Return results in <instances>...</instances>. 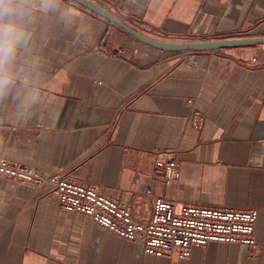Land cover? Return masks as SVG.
<instances>
[{"label": "crops", "instance_id": "obj_1", "mask_svg": "<svg viewBox=\"0 0 264 264\" xmlns=\"http://www.w3.org/2000/svg\"><path fill=\"white\" fill-rule=\"evenodd\" d=\"M97 2L148 37H264V0ZM31 57L53 103L26 122L15 118L11 97L0 104V158L69 174L129 206L161 197L258 209L255 236L264 238V43L163 52L58 0L38 17ZM196 113L205 117L200 129ZM172 159L181 174L166 183L155 161ZM47 191L0 176V264H264V249L220 243L194 247L182 261L146 255L139 242L61 210Z\"/></svg>", "mask_w": 264, "mask_h": 264}, {"label": "built area", "instance_id": "obj_2", "mask_svg": "<svg viewBox=\"0 0 264 264\" xmlns=\"http://www.w3.org/2000/svg\"><path fill=\"white\" fill-rule=\"evenodd\" d=\"M149 35L160 41L203 42L160 31H150ZM204 121L205 117L200 113L192 119L195 128L199 129ZM181 166V161L176 159L156 160L154 174L166 183L177 182ZM0 176L34 189L48 187V193L56 194L61 210L89 218L121 240L139 242L149 256L182 261L191 256L192 248L211 243L247 246L253 252L264 249V238L255 236L258 209L179 205L175 200L161 197L129 206L103 193L97 186L74 180L69 174L48 175L4 158H0ZM146 193L151 195V190Z\"/></svg>", "mask_w": 264, "mask_h": 264}, {"label": "clouds", "instance_id": "obj_3", "mask_svg": "<svg viewBox=\"0 0 264 264\" xmlns=\"http://www.w3.org/2000/svg\"><path fill=\"white\" fill-rule=\"evenodd\" d=\"M58 0H0V104L9 97L17 120L38 118L53 103L38 61L31 57L41 13L55 10Z\"/></svg>", "mask_w": 264, "mask_h": 264}, {"label": "water", "instance_id": "obj_4", "mask_svg": "<svg viewBox=\"0 0 264 264\" xmlns=\"http://www.w3.org/2000/svg\"><path fill=\"white\" fill-rule=\"evenodd\" d=\"M74 1L89 8L90 10L96 12L97 14L107 18L109 21L118 25L120 28L128 32L131 36H133L140 42L163 52H177V53L178 52L179 53L208 52V51H217V50L249 46L258 43H264V37L238 38V39H228V40H219V41H203V42H188V43L165 42V41L155 40L129 28L118 18L110 14L105 8H103L102 6L91 0H74Z\"/></svg>", "mask_w": 264, "mask_h": 264}]
</instances>
